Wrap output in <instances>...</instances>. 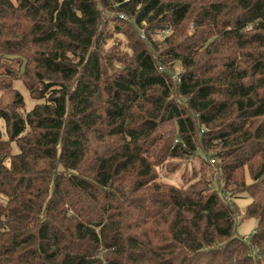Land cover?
Returning <instances> with one entry per match:
<instances>
[{
	"label": "trees",
	"instance_id": "1",
	"mask_svg": "<svg viewBox=\"0 0 264 264\" xmlns=\"http://www.w3.org/2000/svg\"><path fill=\"white\" fill-rule=\"evenodd\" d=\"M0 92V264H264V0H0Z\"/></svg>",
	"mask_w": 264,
	"mask_h": 264
},
{
	"label": "rangeland",
	"instance_id": "2",
	"mask_svg": "<svg viewBox=\"0 0 264 264\" xmlns=\"http://www.w3.org/2000/svg\"><path fill=\"white\" fill-rule=\"evenodd\" d=\"M117 16L118 15H116L115 13H111V14L106 15V19L107 20L115 19L114 21L116 23L123 24L122 22H120L119 19H117ZM113 36H114L113 39H111L108 42V44H107L108 45L107 49L109 47H111L114 42L117 45L121 46L122 50L128 49L129 40H127V38L124 35L115 33ZM7 62L9 63V61H7ZM175 68H176L175 69L176 70L175 74L177 76L178 73H180L183 70V68H182V66L179 63L176 64ZM13 84H14L15 88H17V89H19V90H21L22 92L25 93L26 100H27V109L32 108L35 102L32 99H30V97H28V95H27L28 93L25 92L26 89H25L22 81L21 80L14 81ZM0 100H4V102H7L8 101L7 95H5L4 93L0 92ZM194 163L196 164L197 168H199L200 163H199V161H197V159L195 160ZM189 170H190V166H189ZM182 172H183V169H181L177 174L173 175V179L167 177V178H165V180H168L170 182H174L176 184H179L180 181H181L180 173H182ZM250 201L251 200L248 199V198L247 199L242 198V199H238L237 200L238 204L240 205V209H241V212H240L241 216H239V218L237 220V223H238L237 232H238L239 235H241L242 237L246 238V240L251 236V234L253 233V231L257 227V220L255 218H244V219H242V214L244 213V210H245L244 208L246 207V205Z\"/></svg>",
	"mask_w": 264,
	"mask_h": 264
}]
</instances>
